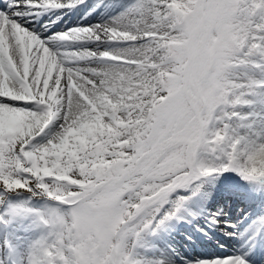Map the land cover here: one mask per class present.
<instances>
[{"label": "snow or ice", "instance_id": "6c2138e0", "mask_svg": "<svg viewBox=\"0 0 264 264\" xmlns=\"http://www.w3.org/2000/svg\"><path fill=\"white\" fill-rule=\"evenodd\" d=\"M0 264H264V0H0Z\"/></svg>", "mask_w": 264, "mask_h": 264}, {"label": "bare ground", "instance_id": "6f19581e", "mask_svg": "<svg viewBox=\"0 0 264 264\" xmlns=\"http://www.w3.org/2000/svg\"><path fill=\"white\" fill-rule=\"evenodd\" d=\"M87 2L89 3V5H91L93 3V0H87ZM98 11H99V9H98ZM68 16L71 18L69 23L79 19V16L73 12L68 13ZM236 206H237V209H236ZM245 211L248 212L249 215L247 218H245L243 220L242 226L249 225L251 220L255 217V215H257L260 212V208L257 205L252 204L250 202L247 206H245V204H243V203H234L232 205V210L230 212V215H237V216L241 217V216H243V212H245ZM175 236H176L175 242L180 247L184 248V251L189 255H191L194 251L199 252V253L224 254V253L233 252L235 250L231 245H228L224 248H219V246L213 245L212 243H210L207 240H203V241L199 242V246H197L195 249H193L192 247H185V246H182L180 244V242L178 241V238H180V232L176 233ZM227 240H228V238L225 237L223 240H221V242L223 243ZM201 245H203V246H201ZM209 245H212V246H209Z\"/></svg>", "mask_w": 264, "mask_h": 264}, {"label": "rangeland", "instance_id": "374dc122", "mask_svg": "<svg viewBox=\"0 0 264 264\" xmlns=\"http://www.w3.org/2000/svg\"><path fill=\"white\" fill-rule=\"evenodd\" d=\"M178 241L180 242V244L183 242L181 238H178Z\"/></svg>", "mask_w": 264, "mask_h": 264}]
</instances>
